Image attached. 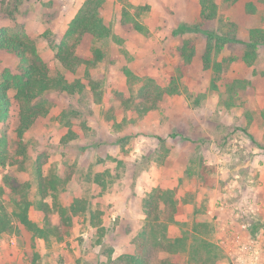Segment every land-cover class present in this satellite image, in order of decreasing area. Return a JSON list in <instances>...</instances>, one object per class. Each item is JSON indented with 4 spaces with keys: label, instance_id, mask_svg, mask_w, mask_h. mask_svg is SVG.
<instances>
[{
    "label": "rangeland",
    "instance_id": "1",
    "mask_svg": "<svg viewBox=\"0 0 264 264\" xmlns=\"http://www.w3.org/2000/svg\"><path fill=\"white\" fill-rule=\"evenodd\" d=\"M84 2L24 0L16 11L14 0H0V28L30 36L52 75H56L63 68L43 34L48 31L64 34ZM217 3L219 16L217 21L208 23L209 29L222 35L231 32L234 25L237 37L245 42L250 41L252 30H264V0H217ZM145 6L149 10L137 19L149 29V35L132 31L122 23L125 7L134 14L137 8ZM10 11H14L13 18L7 15ZM200 11V0H106L103 18L122 43L108 39L77 48L87 57L94 48L106 52L105 60L91 71L100 84L101 100L89 89L83 96L53 95L58 106L48 117L39 119L26 135L31 160L26 169L17 168L16 178L21 184H33L34 160L47 151L50 159L44 167L46 175L52 169L62 178L75 174L64 196V203L68 204L73 196L91 198L102 191L92 180L94 171L89 173V168L95 169L102 160L112 175L102 197L104 226L108 230L105 246L94 245L96 233L90 227L89 215L75 218V226L63 243L50 245L43 240L33 242L30 233L15 225L11 233L0 232V264H110L103 248L111 247L113 258L134 251V240L145 223L144 199L159 187L178 189L180 199L190 200L188 205H181L178 215V220L189 229L195 208L203 204L209 207L215 233L223 228L244 226L251 233L264 229V45L251 67L240 60L244 46H227L215 54L217 61L236 55L238 61L224 64L225 79L248 83L245 89L238 90L234 104L228 107L226 89L211 91L212 71H204L202 67L205 37H200L193 65H185L177 54L183 40L194 35L174 36L173 31L184 24L200 23ZM14 62L0 55V72ZM125 67L139 77H155L165 83L179 78L180 95L167 98L160 109L148 112L135 123H131L130 115L121 113L114 120L113 111L122 109L121 95L126 99L132 96L123 72ZM77 77L88 84L84 69ZM10 97L12 117L0 124V132L9 136L15 148L19 105L15 91L10 92ZM71 108L83 114L87 137L62 147L59 142L66 128L58 117ZM172 134L178 136L171 138ZM158 138L166 140L170 149L167 158L163 159L159 153ZM11 168L7 166L0 171V184ZM30 216L34 221L42 220L41 213L34 208ZM180 230L171 227V236H179ZM212 242L218 246L217 236ZM148 255L150 264H161L169 257L157 250L149 251ZM187 260L185 255L178 261L186 264Z\"/></svg>",
    "mask_w": 264,
    "mask_h": 264
},
{
    "label": "trees",
    "instance_id": "2",
    "mask_svg": "<svg viewBox=\"0 0 264 264\" xmlns=\"http://www.w3.org/2000/svg\"><path fill=\"white\" fill-rule=\"evenodd\" d=\"M14 1L15 10L18 11L24 0ZM105 3L106 0H85L64 34H53L50 31L43 34L55 52V59L63 68V72L59 71L56 75H52L30 36L25 32H10L6 28H0V55L4 59H12L16 62L4 67L0 72V124L6 123L12 117L11 91H15V99L19 105L16 147L11 146L12 142L7 134L0 132V171L7 166L12 167L0 184L1 233H11L17 225L32 235L33 242L43 240L47 245L63 243L75 226V218L89 215L90 227L96 233L94 245L105 246L108 230L104 226L105 212L102 206L105 200L102 197L110 186L109 178L112 175L110 168L102 160L96 164L95 169L93 166L89 168V173L94 171L92 180L102 191L91 198L73 196L68 204L64 203V196L70 183L75 179V174L62 178L55 169H52L46 175L44 167L50 159L47 151L40 153L34 160L33 184L29 182L21 184L16 179L17 168L26 169L31 160L29 144L25 141L26 135L32 131L39 119L48 117L58 106V102L52 98L53 95L83 96L89 89L96 99L101 100L100 84L91 71L105 60L106 52L102 48H94L92 55L87 57L81 55L77 48L103 43L108 39L122 43V40L113 34L112 28L105 23L102 15ZM200 5V23L193 26L184 24L173 31L174 36L194 35L183 40V45L177 50V54L185 65H193L198 57L200 37H205L206 48L201 55V62L204 71H212L210 89L221 92L222 88H225L230 100L227 106L231 107L238 90L245 89L248 83L225 79L224 64L238 61L236 55L226 57L222 61L215 60L214 56L224 51L227 46L241 45L244 46L245 52L240 60L249 67L253 66L258 59L260 47L264 45V30H252L250 41L247 42L237 37L234 25L231 32L221 35L208 28V23L217 21L219 16L217 0H200ZM149 8V6L139 7L132 14L125 7L122 11V23L129 25L132 31L149 35V29L137 19ZM7 15L13 18L14 11L7 12ZM82 69L88 84L83 82V78L77 77ZM123 72L132 96L126 99L121 95L122 109L113 111L114 120L121 113L130 115L131 123H135L136 119L145 116L148 112L160 109L167 98L180 95L179 78H172L169 83H165L155 77H139L128 67H125ZM262 117L264 120V111ZM58 121L66 128V133L60 139V146L68 147L87 137L88 126L78 109L63 110ZM124 123L127 121L124 120ZM245 128L244 131H247ZM177 136L178 134H172L170 137ZM250 137L254 140L252 135ZM158 140L159 153L163 159L167 158L170 149L166 146V140L163 138ZM32 189L34 193L31 192ZM189 202L187 198L178 197V189L155 188L144 199L145 223L134 240V251L113 258V249L103 248L109 263L150 264L148 253L151 250L169 254L161 264H184L178 260L185 255L188 257L186 264H217L222 261L225 257L224 252L212 242L215 227L206 204L195 208L191 229L177 220L180 204ZM33 208L41 213L42 220H32L30 212ZM173 226L181 229L179 236H171ZM33 247L36 248L35 244Z\"/></svg>",
    "mask_w": 264,
    "mask_h": 264
},
{
    "label": "built area",
    "instance_id": "3",
    "mask_svg": "<svg viewBox=\"0 0 264 264\" xmlns=\"http://www.w3.org/2000/svg\"><path fill=\"white\" fill-rule=\"evenodd\" d=\"M217 245L224 259L217 264H264V229L256 233L242 229H221Z\"/></svg>",
    "mask_w": 264,
    "mask_h": 264
},
{
    "label": "crops",
    "instance_id": "4",
    "mask_svg": "<svg viewBox=\"0 0 264 264\" xmlns=\"http://www.w3.org/2000/svg\"><path fill=\"white\" fill-rule=\"evenodd\" d=\"M185 195H187V194H185ZM186 198V197H185ZM182 204H184V203H181L180 204V207H179V212H180V208H181V205ZM189 203H187V204H184V205H188ZM178 215H179V213H178ZM178 215H177V220H178ZM180 221V220H179ZM181 222V221H180ZM171 233V232H170ZM218 235V232L217 233H215V236H217Z\"/></svg>",
    "mask_w": 264,
    "mask_h": 264
}]
</instances>
